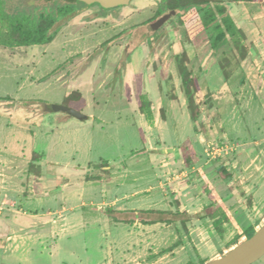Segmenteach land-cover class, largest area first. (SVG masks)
<instances>
[{
  "label": "rangeland",
  "instance_id": "obj_1",
  "mask_svg": "<svg viewBox=\"0 0 264 264\" xmlns=\"http://www.w3.org/2000/svg\"><path fill=\"white\" fill-rule=\"evenodd\" d=\"M160 1L83 6L47 44H0V264H197L264 223V17L221 0L242 59L231 41L214 51L205 34L188 37ZM181 66L199 82L197 121ZM72 90L87 119L62 109ZM218 197L230 214L219 229L208 216Z\"/></svg>",
  "mask_w": 264,
  "mask_h": 264
},
{
  "label": "trees",
  "instance_id": "obj_2",
  "mask_svg": "<svg viewBox=\"0 0 264 264\" xmlns=\"http://www.w3.org/2000/svg\"><path fill=\"white\" fill-rule=\"evenodd\" d=\"M51 6H37V9L21 8L14 0H0V44L12 46H38L51 42L58 29L55 23L63 18L75 14L81 7L90 6L80 0H54ZM58 1V2H56ZM250 1V0H233ZM158 14L168 9L179 10L176 17L184 25L185 34L188 37L203 33L207 36L211 49L217 51L229 41L233 42L240 51L242 59L246 56V50L241 44L243 31L239 24L232 18L231 10L226 2L221 0H161ZM5 28V30H4ZM3 31V32H2ZM1 33L4 38H1ZM181 85L184 90L190 116L194 121L199 120L200 114L194 98L199 82L193 79L186 69H179ZM139 110L149 122L153 120V106L145 93L140 91L136 94ZM78 102L81 103L78 106ZM64 105L81 110L84 106V97L78 90H72L65 95ZM185 165L190 166L194 162V149L192 146L185 147ZM32 167V166H30ZM224 180L230 179L231 175L225 172V168H218ZM212 209L208 216L218 229L230 216L228 207L222 197H218L216 204H211ZM254 232V227L249 226L236 234L227 245L237 244L240 237H249ZM207 259H202L197 264H203ZM185 264H195L188 261Z\"/></svg>",
  "mask_w": 264,
  "mask_h": 264
},
{
  "label": "water",
  "instance_id": "obj_3",
  "mask_svg": "<svg viewBox=\"0 0 264 264\" xmlns=\"http://www.w3.org/2000/svg\"><path fill=\"white\" fill-rule=\"evenodd\" d=\"M88 5L98 3L103 8H110L118 5H128L130 0H80ZM175 11L162 15L157 20V25L166 21ZM62 109L72 116L81 120L87 119V116L75 108L62 106ZM264 255V223L244 240L229 248L222 255L208 260L203 264H251Z\"/></svg>",
  "mask_w": 264,
  "mask_h": 264
},
{
  "label": "crops",
  "instance_id": "obj_4",
  "mask_svg": "<svg viewBox=\"0 0 264 264\" xmlns=\"http://www.w3.org/2000/svg\"><path fill=\"white\" fill-rule=\"evenodd\" d=\"M247 2V9L250 13V16L253 18V20L256 22L257 19H260L262 17H264V0H250V1H245V3ZM240 4L244 3V1H239ZM244 6V5H243ZM251 11V12H250ZM248 13V12H247ZM238 23V22H237ZM263 218V217H262ZM261 218V220H262ZM264 221V219H263ZM263 222L262 221H259L256 223V221L254 222L253 224V227H254V230L257 229L260 225H262ZM235 245V244H234ZM234 245H231L230 247L226 248V249H223L224 252L231 248L232 246ZM217 256H220V255H217ZM212 258V257H211ZM211 260V259H209ZM207 262V261H206Z\"/></svg>",
  "mask_w": 264,
  "mask_h": 264
},
{
  "label": "flooded vegetation",
  "instance_id": "obj_5",
  "mask_svg": "<svg viewBox=\"0 0 264 264\" xmlns=\"http://www.w3.org/2000/svg\"><path fill=\"white\" fill-rule=\"evenodd\" d=\"M91 5H99V4H98V3H93V4H90V6H91ZM99 6H100V5H99ZM102 8H103V7H102ZM110 8H112V7H110ZM107 9H109V8H107ZM170 11H171V10H170ZM170 11H169V12H170ZM164 14H166V13H164ZM164 14H163V15H164Z\"/></svg>",
  "mask_w": 264,
  "mask_h": 264
}]
</instances>
